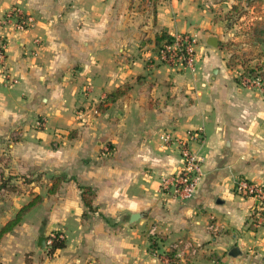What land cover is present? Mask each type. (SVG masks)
<instances>
[{"label":"crops","instance_id":"1","mask_svg":"<svg viewBox=\"0 0 264 264\" xmlns=\"http://www.w3.org/2000/svg\"><path fill=\"white\" fill-rule=\"evenodd\" d=\"M149 1L0 0V230L41 197L0 236V264H160L174 244L182 264H264L257 202L235 192L239 178L264 185L263 95L227 65L211 8ZM11 10L26 30L3 23ZM181 33L192 68L156 59ZM177 140L203 158L185 200L159 187L182 165Z\"/></svg>","mask_w":264,"mask_h":264},{"label":"built area","instance_id":"2","mask_svg":"<svg viewBox=\"0 0 264 264\" xmlns=\"http://www.w3.org/2000/svg\"><path fill=\"white\" fill-rule=\"evenodd\" d=\"M3 23L12 24L18 30H26L31 24V18L18 13L17 10H11L5 14ZM195 44L196 39L192 34L181 33L172 36L169 41L164 40L157 46L156 59L162 64L181 69L192 68L195 63ZM5 49V40L0 38V64H4ZM196 137L197 133L189 135L188 139ZM163 140L166 142L169 138L165 136ZM177 145L181 154L182 165L177 172L162 177L159 187L161 190H168L173 196L185 200L193 196L203 175V158L190 149L188 140H177ZM235 192L256 200L255 222L264 224V185L239 178L235 183ZM156 228L155 225L151 227L150 235H157L158 230ZM56 236L60 239L63 238L61 235L51 234L47 239V244L52 245V241ZM181 252L182 249L179 244H174L167 254L159 255V259L162 264H182Z\"/></svg>","mask_w":264,"mask_h":264},{"label":"trees","instance_id":"3","mask_svg":"<svg viewBox=\"0 0 264 264\" xmlns=\"http://www.w3.org/2000/svg\"><path fill=\"white\" fill-rule=\"evenodd\" d=\"M234 2L230 5L227 13L224 14L223 21L225 27L232 28L242 20L243 16L247 14L248 9L261 10L258 15H256L254 20L245 29L240 30L235 34V38L227 40L224 44L220 42L221 48L226 51L227 65L231 68H241L243 71V76L238 78V81L246 84V81L242 79L246 76L256 75L261 80L264 76L261 72L264 69V0H233ZM155 4L153 0L149 1V4ZM243 3L242 7L240 4ZM165 41H169L170 38H162ZM163 40V41H164ZM162 42V41H160ZM160 42L158 45H160ZM256 62V63H254ZM261 71V72H259ZM255 76V77H256ZM120 91H114L107 95L106 102H110L118 96ZM61 180L57 178V181ZM82 190V199L88 202V196L91 194V189L89 187H80ZM41 197H35L27 204L23 205L15 217L9 220L0 230V236L11 230L21 219V217L33 206H35ZM159 238V237H158ZM152 237L150 239L149 250L155 252L158 249L157 239ZM64 246L63 239L54 237L51 245V249L61 248ZM169 255V254H168ZM171 255V254H170Z\"/></svg>","mask_w":264,"mask_h":264},{"label":"rangeland","instance_id":"4","mask_svg":"<svg viewBox=\"0 0 264 264\" xmlns=\"http://www.w3.org/2000/svg\"><path fill=\"white\" fill-rule=\"evenodd\" d=\"M199 2L201 3V5H205L209 8H211V10L213 11V15L215 18V23H217V37L219 38V42H222L223 44L230 39H237L235 38V34L237 32H239L242 29H245L248 25H250L252 23V21L255 19L254 17L256 15H258V13L261 10H257V9H248L247 14H245L242 18V20H240L238 23L235 24L234 27H232L231 29L226 28L224 25V21H223V17L224 14L228 12L230 5L234 2L233 0H199ZM243 3L240 4V6L242 7ZM256 63V62H254ZM243 70L240 68L239 71H237V75L238 76H243ZM263 72L259 71L262 73V75L264 76V69H262ZM256 75H251V76H246L243 77L242 79H244L246 81V85H250V86H256L259 91H261V94L263 95L264 98V79L261 80L259 77H255ZM184 260H187V257H185ZM160 261V259H159ZM160 264L161 261H160Z\"/></svg>","mask_w":264,"mask_h":264},{"label":"water","instance_id":"5","mask_svg":"<svg viewBox=\"0 0 264 264\" xmlns=\"http://www.w3.org/2000/svg\"><path fill=\"white\" fill-rule=\"evenodd\" d=\"M208 43H209L210 45L217 46V45H218V44H217V38L214 37V36H210V37H209V41H208ZM137 217H138V215H137V214H134V215L131 217V220L133 221V220H134L135 218H137ZM45 242H46V237H44V236L40 237V238H39V247H41L42 249H44L45 246H46Z\"/></svg>","mask_w":264,"mask_h":264}]
</instances>
